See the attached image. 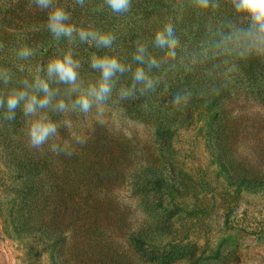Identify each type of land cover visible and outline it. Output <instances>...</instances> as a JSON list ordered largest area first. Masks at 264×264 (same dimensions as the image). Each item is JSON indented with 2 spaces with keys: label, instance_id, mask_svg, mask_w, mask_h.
I'll return each mask as SVG.
<instances>
[{
  "label": "rangeland",
  "instance_id": "obj_1",
  "mask_svg": "<svg viewBox=\"0 0 264 264\" xmlns=\"http://www.w3.org/2000/svg\"><path fill=\"white\" fill-rule=\"evenodd\" d=\"M55 2L78 27L111 32V49L78 37L57 42L47 11L0 0V68L46 76L39 68L70 49L85 87L100 77L93 55H115L130 70L87 117L42 110L61 126L41 149L30 145L21 108L16 125L0 116V264H264V44L248 34L249 19L231 0H210L208 9L196 0H131L122 13L105 0ZM166 24L179 41L175 57L155 46ZM24 45L34 51L27 60L16 55ZM140 45L159 63L143 65L155 88L142 94L137 84L121 99ZM52 87L55 99L69 100L66 85ZM52 143L73 155L52 152ZM27 150L38 167L24 173L11 154ZM138 232L144 254L132 242Z\"/></svg>",
  "mask_w": 264,
  "mask_h": 264
},
{
  "label": "clouds",
  "instance_id": "obj_2",
  "mask_svg": "<svg viewBox=\"0 0 264 264\" xmlns=\"http://www.w3.org/2000/svg\"><path fill=\"white\" fill-rule=\"evenodd\" d=\"M105 3L114 13L127 12L131 7V0H105ZM235 11L249 19L248 34L260 44H264V0H231ZM75 4L83 7L84 0H75ZM196 4L204 9L210 7V0H196ZM35 5L41 11H47V30L57 42L61 38H67L69 44L73 43L76 37L81 43H93L97 48L111 49L115 36L111 32H100L92 28L78 27L71 21V13L64 6H60L55 0H30L29 7ZM211 7L218 5L212 3ZM179 41L175 38L174 30L170 24L155 34V46L169 49L168 56L175 57V49ZM3 45L0 44V48ZM146 46L140 45L133 56V60L138 63L134 74L131 88H121L119 96L121 99L132 97L136 91V85L143 87L140 92L143 94L149 90H154L156 81L145 71L143 65L147 63L148 68L159 67L155 57L145 60ZM16 55L21 60H27L34 55V51L27 45L16 50ZM82 67L80 59L73 55L69 49L61 55L51 58L46 68L41 66L40 72L46 71V76L36 75L32 81L25 79L21 81L23 87L12 88L6 94L0 91V108L6 106L5 119H15L16 110L22 109L24 117L28 119V132L30 145L41 149L43 145L59 136L61 122L53 120L46 111L64 113H80L85 117L92 112L94 107L99 111L100 107L107 103L112 95L116 78L130 70V66L121 62L115 55H93L90 67L100 73L99 79L95 83H90L86 87L80 79V69ZM12 79V73L5 68H0V81L7 86ZM63 84L67 86L65 95L69 97L55 99L59 93V88L52 87V84ZM42 94V95H41ZM75 95V98L71 97ZM174 103L180 104L181 97H174ZM65 127L71 128L68 121L62 122ZM78 144L85 141L76 138ZM50 150L54 153L64 152L71 157L73 152L66 147L52 143Z\"/></svg>",
  "mask_w": 264,
  "mask_h": 264
},
{
  "label": "trees",
  "instance_id": "obj_3",
  "mask_svg": "<svg viewBox=\"0 0 264 264\" xmlns=\"http://www.w3.org/2000/svg\"><path fill=\"white\" fill-rule=\"evenodd\" d=\"M148 1H153V0H139L140 3L148 2ZM154 1L156 2V1H162V0H154ZM25 79H27V80L30 79L32 81L31 77L28 78L25 75H21V74L20 75H17V74L16 75H12V79H11L10 83L7 86L4 85L3 81H0V91L5 93V99H6V94H7V92L9 90H11L12 88H21V87H23L21 81H23ZM3 109H5L7 111L6 106ZM0 113H1L0 116L3 115L1 117V120H2L3 124H5L6 126H8V125L13 126V125H16V124L20 123V116H21V109L20 108H18L16 110V115H15V119L14 120L5 119L6 112H4V111L3 112L0 111ZM15 127L16 126H14V128ZM36 155L37 154L35 152L30 153L27 150V151L24 152L23 157L21 159L14 152L11 154V157H12V160H14L16 162V164L20 167V169L24 173H28V172H30V170L35 169V168L38 167V162H37V159H36V157H37ZM156 182L158 184H160L161 183V179L157 178ZM142 236H143V233L142 232H138V233L133 234L131 238H132V242H133L135 248L139 252L144 254V245H143L144 241L142 239ZM154 258L157 259V260H162V259H160L159 256L154 257ZM167 258L169 260H172V259L176 258V254L175 253H171V254L167 255Z\"/></svg>",
  "mask_w": 264,
  "mask_h": 264
}]
</instances>
